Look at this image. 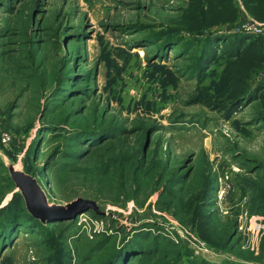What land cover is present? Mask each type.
I'll list each match as a JSON object with an SVG mask.
<instances>
[{"label": "rangeland", "instance_id": "obj_1", "mask_svg": "<svg viewBox=\"0 0 264 264\" xmlns=\"http://www.w3.org/2000/svg\"><path fill=\"white\" fill-rule=\"evenodd\" d=\"M10 215L0 264H264V0H0Z\"/></svg>", "mask_w": 264, "mask_h": 264}, {"label": "water", "instance_id": "obj_2", "mask_svg": "<svg viewBox=\"0 0 264 264\" xmlns=\"http://www.w3.org/2000/svg\"><path fill=\"white\" fill-rule=\"evenodd\" d=\"M8 168L18 190L25 198L27 209L34 217L44 222L52 216L68 215L72 217L90 207L97 210L95 203L84 201H78L67 206H50L45 192L36 179L24 171L16 169L13 164L8 165Z\"/></svg>", "mask_w": 264, "mask_h": 264}, {"label": "trees", "instance_id": "obj_3", "mask_svg": "<svg viewBox=\"0 0 264 264\" xmlns=\"http://www.w3.org/2000/svg\"><path fill=\"white\" fill-rule=\"evenodd\" d=\"M233 46H235V45H233ZM206 47L207 48H205L203 50V52L201 54V57H200V63H201L202 66H204L205 69L209 68V66H211L214 62H216V60L218 58L217 57V53L212 49V43L208 44ZM231 49H232V47H231ZM242 96H243L242 94L238 93L229 102L224 103V104H218V108H220L221 110H229L228 112H230V110L235 112L236 111L235 108H237V106L240 104V99L242 98ZM10 216L7 218V222L5 223V225L0 227L1 230L7 231L8 234L9 233L11 234L13 229L16 228L17 226H19L18 221L17 220H13V217L12 216L10 217ZM0 225H3V224H0ZM2 238L5 239L4 237H2ZM117 254H119L118 251L115 253V255H114L113 259H112V264L116 263L117 259H115V257H116ZM110 263H111V261L108 264H110Z\"/></svg>", "mask_w": 264, "mask_h": 264}]
</instances>
